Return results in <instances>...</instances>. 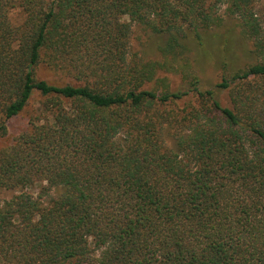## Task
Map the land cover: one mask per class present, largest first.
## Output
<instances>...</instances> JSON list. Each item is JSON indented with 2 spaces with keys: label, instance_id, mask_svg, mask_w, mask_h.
<instances>
[{
  "label": "trees",
  "instance_id": "16d2710c",
  "mask_svg": "<svg viewBox=\"0 0 264 264\" xmlns=\"http://www.w3.org/2000/svg\"><path fill=\"white\" fill-rule=\"evenodd\" d=\"M259 1L0 0V137L35 93L53 116L0 149V264H264ZM226 16L256 60L217 84L231 107L193 77L177 113L191 91L131 58L132 22L176 57ZM41 64L82 83L39 79Z\"/></svg>",
  "mask_w": 264,
  "mask_h": 264
},
{
  "label": "rangeland",
  "instance_id": "374dc122",
  "mask_svg": "<svg viewBox=\"0 0 264 264\" xmlns=\"http://www.w3.org/2000/svg\"><path fill=\"white\" fill-rule=\"evenodd\" d=\"M256 10L264 21V0L258 2ZM10 16L13 23H20L23 17L19 9H13ZM122 20L130 21L127 15ZM169 38V33H155L148 27L132 22L130 55L132 59L142 62L152 60L161 64L167 63L166 67L158 71V76L166 79L172 90L191 91L183 100L173 105L177 113H181L196 99L192 91L193 77L199 78L200 89L217 90L222 105L231 107L229 89L219 90L217 84L224 76L230 77L235 71L247 68L256 60L253 42L243 35L238 19L226 16L220 25L202 31L201 38L195 32L187 30L186 35L179 38L182 46L176 57L166 56L161 50L167 45ZM36 74L39 79L52 83H82L78 79L76 81L72 75L63 77L64 74L55 73L44 64L39 65ZM65 106L70 108L72 102L68 101ZM51 117V111L45 106V97L35 93L24 111L9 121L8 134L0 137V149L12 143L17 135L30 129L32 123L41 124L49 121ZM166 141L168 145L173 144L169 135L166 136Z\"/></svg>",
  "mask_w": 264,
  "mask_h": 264
}]
</instances>
